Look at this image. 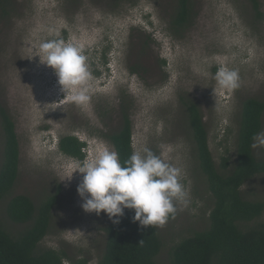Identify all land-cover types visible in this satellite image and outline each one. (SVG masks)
Masks as SVG:
<instances>
[{
  "label": "rangeland",
  "instance_id": "374dc122",
  "mask_svg": "<svg viewBox=\"0 0 264 264\" xmlns=\"http://www.w3.org/2000/svg\"><path fill=\"white\" fill-rule=\"evenodd\" d=\"M190 1V23L178 31L172 25L177 0H7L0 8V105L14 122L20 151L18 177L0 201V219L12 233L22 230L6 218L12 196L26 195L39 204L59 187L50 232L40 246L66 253L63 264H98L106 243L104 228L116 217L83 210L77 193L83 174L75 170L105 146L113 149L89 132L103 127L97 110L110 127L118 124L120 91L133 97V152L146 146L181 167V182L189 193L188 206L177 205L175 217L158 226L159 264H170L175 243L207 227L213 197L189 138L180 96L198 102L215 168L230 174L236 162L238 104L247 97L264 99V0H259V20L248 0ZM56 32L95 61L90 65L87 60V105L70 103L54 70L41 62L40 44ZM145 35L153 42L143 47ZM130 65H138L140 74L131 73ZM225 66L240 76V87L233 92L214 79ZM65 134L85 142L83 158L58 149ZM255 154L263 158L264 148H255ZM240 190L248 199L264 200V174ZM258 221L264 223V210Z\"/></svg>",
  "mask_w": 264,
  "mask_h": 264
},
{
  "label": "trees",
  "instance_id": "16d2710c",
  "mask_svg": "<svg viewBox=\"0 0 264 264\" xmlns=\"http://www.w3.org/2000/svg\"><path fill=\"white\" fill-rule=\"evenodd\" d=\"M255 17L262 18L259 0H248ZM7 0H0L4 8ZM6 10L4 9V13ZM191 1L177 0L174 30L190 23ZM133 30L132 34H134ZM153 42L145 35L143 47ZM165 63L164 60L161 61ZM138 65H130L131 73L140 74ZM166 74L161 83H164ZM133 97L118 94V124L109 126L101 110H97L102 129L94 134L108 143L118 153L123 164L133 153V128L131 114ZM189 124V138L193 141L199 168L205 176L207 189L213 197L208 225L200 231L175 243L170 252V264H264V223L258 221L264 210V200L242 196L241 186L254 176L264 174V157L259 158L251 147L253 137L263 129L264 99L247 97L238 104L236 118V162L230 174L217 172L208 146V132L198 102L180 96ZM0 135L2 162L0 164V201L8 196L19 174L20 151L14 122L0 105ZM85 142L73 134L61 135L58 149L71 157L83 158ZM228 158L222 159L227 168ZM59 187L55 193L36 204L26 195L12 196L5 206L6 218L22 230L12 233L0 219V264H63L66 253L42 248L40 242L49 234L52 210ZM133 209L109 222L104 230L106 243L98 264H159L157 258L162 247L158 226L144 227L133 220ZM170 217L168 221L171 219ZM142 240V241H141ZM141 241V242H140Z\"/></svg>",
  "mask_w": 264,
  "mask_h": 264
},
{
  "label": "clouds",
  "instance_id": "9594fccd",
  "mask_svg": "<svg viewBox=\"0 0 264 264\" xmlns=\"http://www.w3.org/2000/svg\"><path fill=\"white\" fill-rule=\"evenodd\" d=\"M54 36L40 44L43 56L42 61L39 56L40 61L54 70L70 103L87 105L91 99V72L87 60L90 65L95 61L87 59L80 47L66 43L59 32ZM214 79L228 92L240 87L238 71L226 66L217 70ZM251 147L264 148V131L254 135ZM75 172L83 174L77 187L83 199V210L97 215L103 211L109 219L122 216L124 209H133V220L141 226H163L170 217H175L177 205L186 208L189 204V193L181 182L182 168L162 159L146 146L134 151L123 164L118 153L105 146L92 159L77 165ZM113 223H119V219H114Z\"/></svg>",
  "mask_w": 264,
  "mask_h": 264
}]
</instances>
